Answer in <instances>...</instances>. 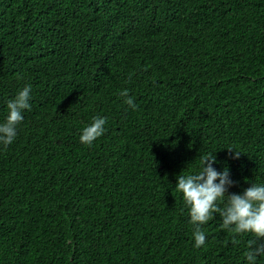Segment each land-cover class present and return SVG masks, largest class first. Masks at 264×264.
I'll return each mask as SVG.
<instances>
[{"label":"trees","instance_id":"1","mask_svg":"<svg viewBox=\"0 0 264 264\" xmlns=\"http://www.w3.org/2000/svg\"><path fill=\"white\" fill-rule=\"evenodd\" d=\"M27 84L0 145V264H245L254 237L218 213L195 247L175 185L209 154L229 194L264 183V0H0V121Z\"/></svg>","mask_w":264,"mask_h":264},{"label":"clouds","instance_id":"2","mask_svg":"<svg viewBox=\"0 0 264 264\" xmlns=\"http://www.w3.org/2000/svg\"><path fill=\"white\" fill-rule=\"evenodd\" d=\"M31 85H25L13 99L6 104L7 115L0 121V145H11L17 136V127L24 120V111L31 109ZM124 103L133 111L137 105L127 89L120 92ZM107 118L95 116L81 129L79 140L86 146L105 133ZM229 158L238 160L241 153L234 148H226ZM218 163L216 155L209 154L199 160L198 169L176 176V191L182 194L188 207L190 223L195 226L193 239L195 247L205 244L206 236L201 226L218 213L222 227L235 234H251L244 254L245 264H259L264 257V183H252L242 193L229 194V188L236 182L230 179L229 167L218 171L213 167ZM223 203V207L220 204Z\"/></svg>","mask_w":264,"mask_h":264}]
</instances>
